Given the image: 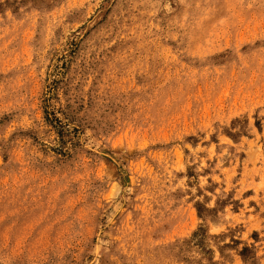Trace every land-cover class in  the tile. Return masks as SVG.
<instances>
[{"label": "rangeland", "instance_id": "obj_1", "mask_svg": "<svg viewBox=\"0 0 264 264\" xmlns=\"http://www.w3.org/2000/svg\"><path fill=\"white\" fill-rule=\"evenodd\" d=\"M0 264H264V0H0Z\"/></svg>", "mask_w": 264, "mask_h": 264}]
</instances>
